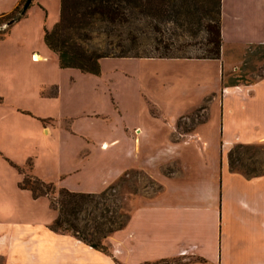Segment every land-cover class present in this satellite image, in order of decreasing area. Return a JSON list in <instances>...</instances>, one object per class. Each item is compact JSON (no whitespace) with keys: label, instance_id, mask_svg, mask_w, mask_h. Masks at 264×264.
<instances>
[{"label":"crops","instance_id":"1","mask_svg":"<svg viewBox=\"0 0 264 264\" xmlns=\"http://www.w3.org/2000/svg\"><path fill=\"white\" fill-rule=\"evenodd\" d=\"M221 31L219 58L161 57L199 68L197 84L167 87L163 97L140 84L136 96L117 97L106 83L103 94L109 95L100 98V83L83 81L74 83L76 95L60 109L64 85L47 82L54 84L47 98L55 107L29 120L38 134L58 142L59 187L98 193L139 169L159 188L138 196L111 252L52 229L53 217L25 219L0 209L4 264H264V171L246 173L229 164L236 143L264 142V75L223 84L230 57L240 59L242 49L264 44V0H222ZM33 54L59 63L47 44ZM74 68L82 76L102 75V68L99 74ZM195 109L197 121L183 128L179 120L191 119ZM23 174L19 188L39 201L43 195L20 187Z\"/></svg>","mask_w":264,"mask_h":264},{"label":"rangeland","instance_id":"2","mask_svg":"<svg viewBox=\"0 0 264 264\" xmlns=\"http://www.w3.org/2000/svg\"><path fill=\"white\" fill-rule=\"evenodd\" d=\"M14 1H3L0 16L15 8ZM43 1L47 8L38 0H33L26 12L11 25L7 20L0 23V209L25 219L42 221L51 220L52 217L55 219L58 214L50 201L59 193L58 142L46 138V134H38L37 124L29 119L40 120L38 115L45 111L44 109L55 107V103L47 98L54 87V84H47L48 81L56 80L64 85L62 101H58V107L61 109L69 104L72 95H76L73 94L76 82L100 83V88L96 91L97 97L100 98L109 95L103 94L106 83L110 84L117 97L136 96L134 91L138 84L144 86L149 95L163 97L168 95L164 92L167 87H176L179 90L184 82L192 81V85L197 84L195 73L199 70L197 64L170 58L107 56L101 60L100 77L82 76L78 74L77 68L60 67L59 63L57 65V57L55 59L52 56L49 60L43 57L35 59L33 53L36 50L42 52L44 45L46 46L45 29H51L60 16L61 0ZM24 3L25 0L18 3L21 9ZM205 35V30H201L192 39L201 41ZM203 47L202 43L197 42L188 46L186 53L200 55L204 52ZM231 51L228 47L227 57ZM230 58L232 62L234 59V62L230 61L223 70L224 85L249 83L264 75V44H254L242 49L240 59ZM202 67L209 69L211 66ZM130 86L133 92L130 91ZM126 88L130 92L126 93ZM79 99L80 96L76 101ZM198 113V109H195L190 115L191 119L179 120L180 125L183 128L193 125L197 121ZM229 164L231 168L246 173L264 171V142L236 143L229 152ZM18 167L25 172L23 177L25 174H35L41 178H52L49 181L55 184V191L43 195L37 202L29 200L18 186L21 175ZM30 183L36 185L35 181ZM158 188V183L147 173L132 169L111 184L103 197L98 196L96 201L90 203L93 212L91 216L96 214L98 219L107 221L106 228H109V225H121L122 228L136 207L138 196L151 194ZM102 211L106 213V217L101 216ZM119 229L112 230L103 239L109 252L112 244L117 241ZM0 264H4L2 255Z\"/></svg>","mask_w":264,"mask_h":264},{"label":"trees","instance_id":"3","mask_svg":"<svg viewBox=\"0 0 264 264\" xmlns=\"http://www.w3.org/2000/svg\"><path fill=\"white\" fill-rule=\"evenodd\" d=\"M60 4L59 19L51 29H45L44 39L57 52L61 67L99 74L101 59L107 56H221L222 0H61ZM26 10L18 4L0 16V23L7 20L11 25ZM201 30L206 32L203 40H193ZM197 42L204 45V52L186 53L188 46ZM19 185L30 189L34 197L49 195L56 189L53 182L35 174H25ZM108 189L95 193L59 187L58 196L50 200L58 211L50 227L109 251L103 239L121 225L106 228L107 221L96 214L91 216L90 209V203L103 197ZM100 214L107 216L103 211Z\"/></svg>","mask_w":264,"mask_h":264},{"label":"water","instance_id":"4","mask_svg":"<svg viewBox=\"0 0 264 264\" xmlns=\"http://www.w3.org/2000/svg\"><path fill=\"white\" fill-rule=\"evenodd\" d=\"M32 1L33 0H25L24 9H27L31 5Z\"/></svg>","mask_w":264,"mask_h":264}]
</instances>
